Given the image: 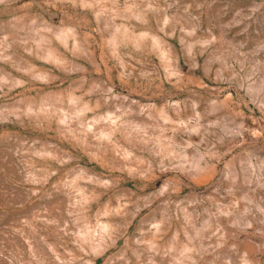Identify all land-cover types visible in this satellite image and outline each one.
Here are the masks:
<instances>
[{
    "label": "rangeland",
    "instance_id": "374dc122",
    "mask_svg": "<svg viewBox=\"0 0 264 264\" xmlns=\"http://www.w3.org/2000/svg\"><path fill=\"white\" fill-rule=\"evenodd\" d=\"M0 264H264V0H0Z\"/></svg>",
    "mask_w": 264,
    "mask_h": 264
}]
</instances>
